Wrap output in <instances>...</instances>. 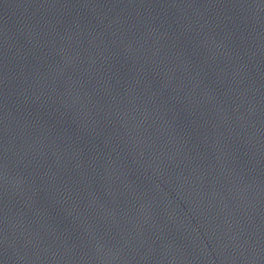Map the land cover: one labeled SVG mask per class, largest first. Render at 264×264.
<instances>
[{
	"label": "water",
	"instance_id": "obj_1",
	"mask_svg": "<svg viewBox=\"0 0 264 264\" xmlns=\"http://www.w3.org/2000/svg\"><path fill=\"white\" fill-rule=\"evenodd\" d=\"M0 264H264V0H0Z\"/></svg>",
	"mask_w": 264,
	"mask_h": 264
}]
</instances>
